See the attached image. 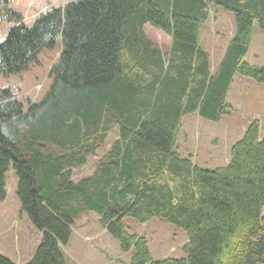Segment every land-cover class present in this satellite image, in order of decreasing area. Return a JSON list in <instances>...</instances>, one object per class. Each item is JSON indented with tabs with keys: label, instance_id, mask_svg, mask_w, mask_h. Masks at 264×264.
I'll list each match as a JSON object with an SVG mask.
<instances>
[{
	"label": "trees",
	"instance_id": "trees-1",
	"mask_svg": "<svg viewBox=\"0 0 264 264\" xmlns=\"http://www.w3.org/2000/svg\"><path fill=\"white\" fill-rule=\"evenodd\" d=\"M234 13L235 31L212 70L202 42L208 0H75L51 5L30 23L0 0L12 22L0 40V76L29 69L62 44L39 100L0 86V201L7 172L18 178L21 212L42 232L31 260L69 264L72 224L96 211L131 264H264V135L252 122L230 161L199 167L177 151L183 117L228 112L237 74L264 82V66L245 57L253 24L264 29V0H210ZM145 25L171 38L165 51ZM91 174L74 179L103 147ZM153 216L187 231L184 258L153 259L145 236L123 219ZM0 264H18L0 252Z\"/></svg>",
	"mask_w": 264,
	"mask_h": 264
},
{
	"label": "rangeland",
	"instance_id": "rangeland-1",
	"mask_svg": "<svg viewBox=\"0 0 264 264\" xmlns=\"http://www.w3.org/2000/svg\"><path fill=\"white\" fill-rule=\"evenodd\" d=\"M70 1L75 0H8L4 12L6 7H10L19 11L23 15L22 19L30 23L33 17L51 5ZM208 2L210 16L203 28V44L210 53L209 60L214 70L218 58L223 54L224 46L230 41L235 31V17L234 13L224 6L210 0ZM2 15V7H0V40L5 38V34L12 25V22L4 19ZM145 31L148 38L158 43L165 51L170 48L171 38L161 30L145 25ZM252 34V43L245 60L251 65L264 66V29L255 22ZM60 40L56 41L52 48L44 49L39 54V62L29 66V69L10 75H1L0 86L12 89V92L22 99L39 100L49 85L48 74L51 65L56 61L62 47ZM228 96L230 107L221 120H208L197 111L186 114L182 119L177 138V151L182 157H192L193 162L199 167L211 170L227 165L232 144L240 139L254 121H259L261 134L264 135V82L237 74ZM115 136L116 132L111 131L105 145L94 155L89 156L87 164L74 169L75 180L93 172L96 160L106 151L105 149L109 148ZM6 175L8 198L0 202H19L16 192L18 178L13 166ZM10 206H13V203ZM22 214H25L29 229L19 214L14 216L7 226L8 230L12 229V241L20 234L19 247L25 251L23 255L16 252L8 254V257L18 264L19 259H23L24 263L32 259L38 247L33 245V242L39 235V229L33 226L27 214ZM123 223L131 233L147 238V246L153 259H179L187 255L185 244L188 243V234L182 227L161 221L156 216L145 222L126 216ZM41 238L39 235L38 242ZM120 246L119 240L110 235L101 224L99 214L88 210L84 211L83 215L72 224L70 240L63 250L69 264H131L135 249L125 252Z\"/></svg>",
	"mask_w": 264,
	"mask_h": 264
},
{
	"label": "crops",
	"instance_id": "crops-1",
	"mask_svg": "<svg viewBox=\"0 0 264 264\" xmlns=\"http://www.w3.org/2000/svg\"><path fill=\"white\" fill-rule=\"evenodd\" d=\"M203 35H204V32H203ZM203 39H204V36L202 37V42H204ZM225 48L226 47L224 46V50H225ZM223 53H224V51H223ZM218 60H220V59L218 58ZM218 60H217V62H218ZM229 161H230V159H229ZM7 198H8V193H7L6 199ZM12 203H13V206H10V204H12ZM12 203L11 202H4V203L0 202V252L5 254L6 256H8L9 253L14 254L15 252L18 253L19 255L20 254L23 255L25 253V251H22V249L19 247L20 234H18V236L16 237V239H14V241H12L11 240L12 229L8 230V227H7L9 225V223L12 221V219L14 218V216H17L18 214L21 215V217L24 219V221L26 223V227L29 226V224L25 218V214H22V212H21L20 202H12ZM2 222H4V223H2ZM5 229H6V232H5ZM28 229H29V227H28ZM38 233H39L40 238H41L42 232L39 230ZM39 235H37V237H35V240L33 242V245H35L36 247L40 243V242H38ZM15 240H16V242H15ZM19 260H20V263H24L23 259H19Z\"/></svg>",
	"mask_w": 264,
	"mask_h": 264
}]
</instances>
